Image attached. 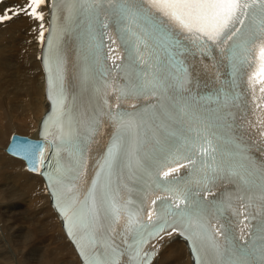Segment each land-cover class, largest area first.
<instances>
[{
  "label": "snow or ice",
  "instance_id": "6c2138e0",
  "mask_svg": "<svg viewBox=\"0 0 264 264\" xmlns=\"http://www.w3.org/2000/svg\"><path fill=\"white\" fill-rule=\"evenodd\" d=\"M45 2L26 0L15 11L4 5L0 21L23 13L42 22ZM64 3L67 24L53 26L44 58L48 99L55 106L45 124L44 139L52 137L50 144L58 156L67 153L66 161L57 160L48 180L67 234L84 264H152L159 247L152 244L146 250L150 242L173 233L190 241L196 264H264V221L250 239L240 243L248 227L244 221L255 218L251 210L264 216V161L258 163L229 131L231 110L242 100L238 76L247 68V88L256 117L248 123L264 138V0ZM109 18L116 38L108 31ZM73 28L81 30L82 48L86 49L85 79L91 70L97 81L94 91L103 97V107L84 116L74 112V100L69 103L65 90L61 37ZM45 31L41 23L38 38L42 43ZM105 38L111 45L119 40L128 54L127 63H116L119 57L112 47L105 56ZM193 49L201 56L215 59V53L227 61L231 79L221 81L212 93L194 92L184 59ZM107 60L112 61V68ZM116 72L123 73L122 83H117L115 75L110 78ZM110 95L115 104L109 102ZM130 99L147 103L132 104V111L122 109L121 103ZM102 117H107L114 132L81 196L88 146L100 130ZM222 143L233 147L224 149ZM44 152L39 144L22 150L32 171L43 165ZM181 169L186 171L181 174ZM125 179L136 181L138 200L123 194L133 191ZM224 179L236 184L235 197L208 202L211 186ZM229 209L244 217L239 240L231 227L220 223Z\"/></svg>",
  "mask_w": 264,
  "mask_h": 264
},
{
  "label": "bare ground",
  "instance_id": "6f19581e",
  "mask_svg": "<svg viewBox=\"0 0 264 264\" xmlns=\"http://www.w3.org/2000/svg\"><path fill=\"white\" fill-rule=\"evenodd\" d=\"M25 3L1 4L15 11ZM46 4L47 0L42 22L23 13L0 21V264H82L51 207L43 180L3 152L12 133L36 136L46 109L38 38L40 24L46 27ZM152 264L192 263L186 243L176 237Z\"/></svg>",
  "mask_w": 264,
  "mask_h": 264
}]
</instances>
